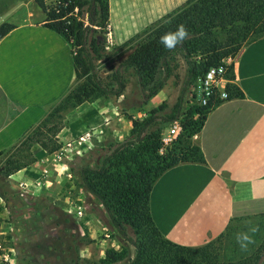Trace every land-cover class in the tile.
<instances>
[{
	"label": "crops",
	"instance_id": "1",
	"mask_svg": "<svg viewBox=\"0 0 264 264\" xmlns=\"http://www.w3.org/2000/svg\"><path fill=\"white\" fill-rule=\"evenodd\" d=\"M32 1L0 0V24L12 27L0 38V154L39 122L74 79L69 45L43 25L44 14L30 8ZM185 1L107 0L112 41L123 43ZM232 69L241 96L206 114L194 138L203 163L167 169L149 192L154 226L178 245H202L230 219L264 213V36L238 50ZM38 167L36 161L23 171ZM32 187V195L42 192L59 206L67 202L43 184ZM12 216L0 198V264H20L10 237Z\"/></svg>",
	"mask_w": 264,
	"mask_h": 264
},
{
	"label": "trees",
	"instance_id": "2",
	"mask_svg": "<svg viewBox=\"0 0 264 264\" xmlns=\"http://www.w3.org/2000/svg\"><path fill=\"white\" fill-rule=\"evenodd\" d=\"M45 1L33 0L44 14L43 25L69 45L74 79L82 80L68 92L65 103L76 106L93 94L117 96L122 90L117 73L113 77L115 89L102 86L96 78L93 59L85 48L87 31L101 30L107 21V0H54V6H46ZM163 19L166 21L153 29L142 42L134 45L122 65L133 70L139 85L143 87V81L150 80L158 66L163 67L166 73V59L170 52L175 49L182 52L186 65L185 79L172 113L163 118V122L168 124L180 121L181 132L175 143L164 155L158 154L160 129L149 130L155 119L154 110H151L150 115L142 121H131L130 135L135 134L136 139L142 136L140 145L132 153L128 148L130 142L126 141L112 148L99 163H95V167L84 165L74 168L71 165L68 170L75 176L77 185L101 206L110 232L121 242L123 250H128L127 243L132 246V256L122 264H264V237L259 241L260 235L257 234L256 244L247 253L240 251L234 239L235 233L246 231L247 220L264 218V213L232 218L216 238L189 247L165 239L154 226L148 207L151 186L164 171L178 164L203 163L198 146L189 145L187 139L199 132L206 114L221 101L210 99L206 105L197 106L188 99V87L200 79L208 67L220 65L222 59L233 57L244 44L264 36V0H186L179 9ZM181 24L188 30L189 38L172 50L165 49L160 38L166 32L176 31ZM11 28L9 24H0V38ZM217 32L225 34L223 43L216 39ZM194 54L201 57V62H197ZM225 76L230 82L234 79L232 65L227 68ZM161 85L162 81H159L147 93H143L144 98L154 95ZM225 92L227 99L241 96L237 87L230 83L225 85ZM39 146L45 149L43 145ZM24 166L17 160L9 162L1 170L0 181ZM1 191L8 192L4 189ZM8 195L13 200L21 196L14 192H8ZM4 205H8L6 200ZM11 207H14L13 203ZM45 209V204L37 202L32 212L43 214ZM233 222L237 224L232 225ZM255 223L263 226L262 222ZM127 231L132 238L126 237ZM39 244L40 248L45 241ZM56 252L52 245L48 254L58 258L61 252ZM120 259V255L113 250L104 252L107 263ZM59 264L66 263L61 260Z\"/></svg>",
	"mask_w": 264,
	"mask_h": 264
},
{
	"label": "rangeland",
	"instance_id": "3",
	"mask_svg": "<svg viewBox=\"0 0 264 264\" xmlns=\"http://www.w3.org/2000/svg\"><path fill=\"white\" fill-rule=\"evenodd\" d=\"M31 5L33 9H38L33 1L30 8ZM45 5L54 6L55 1L47 0ZM164 16L119 44L112 41L110 28L106 23L101 30H88L85 48L93 59L98 82L107 89H115L116 83L113 77L116 72L118 81L122 85L121 92L117 96L108 97L93 94L81 104L70 106L64 99L72 88L82 82L73 79L71 87L46 108L39 122L12 148L0 154V173L11 161L17 160L25 164L0 181L2 189L21 195L18 200H13L9 198L8 192H3L0 188V198L3 203L7 201V210L13 215L10 222L12 228L10 237L16 263L59 264L64 260L66 264H122L132 256V246L127 243L128 250H123L121 242L111 234L101 206L77 185V180L69 172L68 167L72 165L78 168L88 165L93 168L95 163H99L112 148L126 141L130 142L128 148L132 153L140 145L142 136H139L138 140L135 134L130 135L131 121H142L150 115L151 110H154L155 119L149 130L156 127L160 129L158 154L164 155L175 143L181 130L167 145L160 142V137L172 123L163 122V118L172 113L185 79L186 65L182 52L178 49L170 52L166 59V73L163 67L158 66L152 78L143 81V87L139 85L133 70L122 65V61L134 45L142 42L153 29L166 21L163 19ZM83 21L86 24L85 19ZM224 38V33L217 32L216 39L220 43H223ZM126 41L128 43L125 45ZM236 54L222 59L220 64L223 63L227 68L233 65ZM193 56L197 62H201L198 54ZM198 80L188 87L187 96L192 103L194 99L190 97L197 88ZM159 81H162L160 88L154 95L145 99L143 93H147ZM229 83L235 85L233 80ZM177 121L180 125V121ZM195 136L196 134L187 139L189 145H196ZM40 144L45 149H42ZM54 147L56 149L49 152ZM36 161L39 165L37 170L23 171ZM33 174H35L34 178ZM54 183L55 185H52ZM34 184L49 187L54 196L64 197L67 202L59 206L48 201L46 194L42 192L32 195ZM37 202L47 206L43 214L38 211V215L33 214L32 207ZM11 203L14 204L13 208ZM248 221L263 223V226H259L260 241L264 237V218H253L246 222ZM125 233L127 238H132L128 231ZM44 241L45 245L39 248V243ZM52 245L56 248V253L61 252L58 258L48 254L51 253ZM106 250L115 251L121 259L114 263L105 262Z\"/></svg>",
	"mask_w": 264,
	"mask_h": 264
},
{
	"label": "built area",
	"instance_id": "4",
	"mask_svg": "<svg viewBox=\"0 0 264 264\" xmlns=\"http://www.w3.org/2000/svg\"><path fill=\"white\" fill-rule=\"evenodd\" d=\"M107 41V40H106ZM108 43V41H107ZM227 67L222 63L218 66L208 67L198 80L197 88L193 90L194 104L204 106L210 99L223 101L227 99L225 85L230 82L225 76ZM177 120L173 121L162 133L160 142L164 145L170 143L180 132ZM79 214V212H77Z\"/></svg>",
	"mask_w": 264,
	"mask_h": 264
},
{
	"label": "clouds",
	"instance_id": "5",
	"mask_svg": "<svg viewBox=\"0 0 264 264\" xmlns=\"http://www.w3.org/2000/svg\"><path fill=\"white\" fill-rule=\"evenodd\" d=\"M189 32L186 27L181 24L177 26L176 31L166 32L161 38L160 43L167 50L174 49L178 44L189 38ZM246 231H238L234 234V239L241 252H249L251 246L256 244L255 236L260 232L259 224L251 221L245 224Z\"/></svg>",
	"mask_w": 264,
	"mask_h": 264
}]
</instances>
